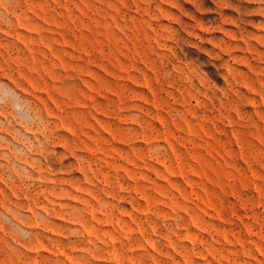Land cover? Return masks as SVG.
<instances>
[{
    "label": "rangeland",
    "instance_id": "1",
    "mask_svg": "<svg viewBox=\"0 0 264 264\" xmlns=\"http://www.w3.org/2000/svg\"><path fill=\"white\" fill-rule=\"evenodd\" d=\"M0 264H264V0H0Z\"/></svg>",
    "mask_w": 264,
    "mask_h": 264
}]
</instances>
